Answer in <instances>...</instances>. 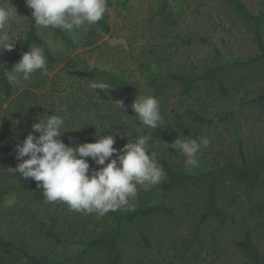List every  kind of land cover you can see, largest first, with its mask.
Here are the masks:
<instances>
[{"label":"rangeland","instance_id":"374dc122","mask_svg":"<svg viewBox=\"0 0 264 264\" xmlns=\"http://www.w3.org/2000/svg\"><path fill=\"white\" fill-rule=\"evenodd\" d=\"M241 1L251 12L264 13V0ZM10 3L18 15L6 31L13 40L18 39L14 50L8 51L6 56L0 55V67L23 48L32 22L33 10L26 6L25 0H10ZM107 3L108 10L103 18L110 27L107 33L94 24L85 25L70 33L64 31L72 40L69 43L56 29H40L35 25L42 42L31 43L29 48H44L46 69L32 74L27 81L21 79L20 83L13 85V93L4 105L6 107L20 96L34 110L31 113L32 123L26 122L23 130L38 122L40 117L47 118L49 110L53 109L65 119L66 131L60 136L61 140L76 136L75 132L80 129L81 135L89 138V128L99 130L107 126L111 130L105 134L114 135L117 141L113 131L119 133V138L121 134H129V120L116 107L117 100L124 102L123 92L119 84L107 75L109 73L124 76L141 96L143 91L156 90L152 85L154 79L159 86L165 87L168 96L160 105L164 108L160 127L153 130L142 123L135 127L141 136L156 138L155 144L160 153L176 169L200 176L216 170L229 157L242 163L241 152L249 163L264 156V100L261 98L264 94V62L234 65L227 69L224 81L230 96L220 94L217 86L201 81L192 97L187 99L181 95L182 86L170 76L171 73L202 74L234 60L246 62L254 58L261 53V49L252 25L223 0H176L175 6L168 12H162L160 0H107ZM0 4H7V0H0ZM94 68L107 74L83 75L84 71ZM93 82H105L113 88L107 94L99 89L93 91L90 88ZM25 91L31 93L25 94ZM232 96L237 102L245 98L237 103V117L232 120L234 126L223 120L225 117L221 113L231 104L229 99ZM213 99L218 103H212ZM213 104L215 106L211 107ZM202 105L204 110L200 109ZM206 105L208 110H205ZM189 107L201 110L200 113L205 115L201 124L186 113ZM117 112L122 119L116 121V127L112 128L113 121L106 117ZM132 113L139 120L136 113ZM178 113L185 116L180 118ZM80 117L88 122L89 128H81ZM209 120L213 122L209 123ZM191 126L205 130L213 128L209 146L202 148L195 157L196 165L170 147L179 137L191 138L188 133ZM87 138L82 143L89 142ZM74 139L75 145L81 144L79 137ZM240 140L244 145L242 151ZM99 166L102 167L91 163L90 173ZM164 181L154 186L138 185L133 203L135 207L163 204L174 214L160 212L131 225L120 242V264H252L235 242L239 238V223L243 222L253 230L254 238L264 253V175L259 185L251 189L231 175L223 174L218 180V202L227 212V225L223 227L214 217L208 218L196 238L194 234L198 224L207 211L205 198L208 183H190L165 194L161 189ZM16 201L14 194L3 196L4 206L13 207ZM65 207L69 206L60 201L23 202L9 213H13L12 218L17 224H25L28 220L34 222V213L57 214L60 219L57 230L69 245L62 247L51 242L42 243L40 227L36 230V235L40 236L36 246L45 247L46 253L58 256L63 264H77L75 252L82 251L89 239L105 233L112 217L109 212L103 216L72 210L66 212ZM2 218L1 215L0 227L5 228ZM142 234L150 237L151 247L146 246ZM104 256L105 252L96 251L86 256L84 264H101ZM0 264L28 263L11 251L2 250Z\"/></svg>","mask_w":264,"mask_h":264},{"label":"trees","instance_id":"16d2710c","mask_svg":"<svg viewBox=\"0 0 264 264\" xmlns=\"http://www.w3.org/2000/svg\"><path fill=\"white\" fill-rule=\"evenodd\" d=\"M225 3L230 5L239 15H241L244 20H246L250 25L253 26L256 39L261 49V53L256 55L254 58L249 61H232L227 64H222L216 66L214 68L209 69L202 74L190 75L186 73H171V77L174 78L179 84L182 86L181 95L184 98H191L195 89L199 86L200 82H207L212 85V87H218L220 94L224 96H230V90L227 88V85L224 81L225 72L227 69L234 65H243L249 64L252 62H264V13H253L251 12L247 5L241 0H223ZM176 0H160V7L162 12H168L169 8H173ZM31 28L29 30V36L27 41L25 42L22 49L16 51L8 60L5 65L0 67V216L2 215L3 223H5V228L0 227V251L9 250L22 258L28 264H63V260L59 259L58 256H54L52 254L46 253V248L42 246V248H38L36 246L37 241L40 236L36 235L37 228L41 227L42 229V243H55L62 247L68 246L69 243L66 241L67 239L57 230V226L59 223V216L57 214H52L48 212L47 214H36V219L34 222L31 220L26 221L25 224H17V221L14 220L13 213H9V210L18 209L23 202L28 203H41L46 200L43 196L42 188L37 187V182L32 179H25L18 172H13L12 169H15L20 161L16 158V144L22 143L26 135L32 131L31 127L23 130V127L26 125V122L29 124L32 123L31 113L34 112L28 104L26 100H23L20 96L16 100H13L6 107L4 106L6 101L11 97L13 93V85L9 84L4 77V72L11 70L12 66L18 62L23 54L26 51L31 43H41L42 40L37 36L36 26L34 23V19L31 15ZM97 27H100L103 32L107 33L110 31L109 24L106 20L101 19L96 24ZM56 32L59 33L64 40L69 43H72L71 38L62 30L56 29ZM8 51L5 50L0 52L1 56H6ZM39 71V70H38ZM37 71V72H38ZM107 74L106 72H101L96 68L90 71H84L83 75L85 76H96ZM112 77V79L119 84L122 89L124 96V104L127 106L126 109H123V115L127 116L129 120V134L120 135L121 138L118 137L119 133L117 131H113L116 134L117 140L114 143L113 147L117 149H121L123 145H125L128 140L132 141L141 136L139 130L135 127L136 125H142L139 120L133 116V111L131 108L132 102L137 98L138 93L135 92V89L131 88V85L124 76H115L107 74ZM152 85L156 87L155 91H143L142 95L151 94L157 97L160 100V105L167 99V92L165 91V87L159 86L155 79L152 81ZM31 93V92H27ZM25 91V94H27ZM139 95H141L139 93ZM235 96L230 97L228 107L225 110H222L221 113L224 114L225 119L232 126V120L237 117V107L239 102L244 100L241 99L239 102L235 100ZM261 98L264 100V94L261 95ZM212 103H218L214 99L211 100ZM210 102V103H211ZM219 105V104H218ZM213 104L211 107H214ZM241 106V105H240ZM160 112L164 113V108L160 106ZM201 110H204L202 105ZM209 106H205V110H208ZM200 110V111H201ZM193 107H189L186 110V113L190 115L192 120L197 121L201 124L204 120L205 115L200 113ZM218 113L219 107H218ZM48 115H58L55 110L50 109ZM180 118H183L184 113H178ZM122 116H118V112L116 114H111L109 116H105L106 118H110L113 121L114 125L112 128L116 127V121H120ZM27 119V120H26ZM82 121V126L88 127V122L83 117H80ZM213 120H209V123H212ZM215 126V125H214ZM111 127H102L99 130H93L89 128L90 135L89 138L81 135L79 132H75L76 136H70L68 138L62 139V141L70 146L75 147L76 139L75 137H79V142H83L84 139H88V141H94L99 136L107 135L105 132H109ZM213 128H205L191 126L188 129V133L191 135V138H197L200 136H205L209 138L210 132ZM111 130V129H110ZM35 135H39V133H35ZM73 137V138H72ZM149 152H155L157 154V160L160 166H162L165 171L167 178L162 183L161 189L166 193L170 192L173 189H179L183 186H186L190 183L199 182H207V193L205 198V208L207 209L206 213L203 214L201 221L198 224L197 230L194 234V238L198 236L199 230L202 225L207 221L208 218L214 217L219 221V224L223 227L227 225L228 215L225 210H223L219 206V186L218 180L223 174L231 175L235 180L240 182L241 184L250 187L253 189L257 185H259L260 181L264 175V156L259 157L256 161L247 162V158L241 152L242 163H238L234 157H229L226 161L220 165L216 170H211L206 173H202L200 176L194 175L190 172L182 171L180 169H176L171 162H169L166 158L162 156L159 151L158 146H156L155 141L156 138H150ZM239 148L242 151L243 142L239 141ZM27 158V157H25ZM89 164H94L91 158H88ZM8 166H10L8 168ZM14 167V168H12ZM103 167V166H102ZM12 168V169H11ZM100 168V166H99ZM6 194H14L17 198L16 204L13 207L4 206L3 196ZM262 206H259L261 208ZM64 210L68 212L69 207H65ZM167 212L171 215L174 214V211L171 208L166 207L163 204H150V205H139L135 207L134 211L124 212L122 210L117 211H109L111 215L110 224L107 227V230L102 235L98 237L91 238L85 242L86 247L80 251L75 252L74 257L77 261V264H84L86 256H89L91 253L96 251L105 252L104 261L101 264H120L122 257V250L120 246L121 239L125 235V231L130 228L131 225L139 222L145 221L157 213ZM11 215V217H10ZM10 217V218H9ZM11 221V223L9 222ZM239 223V232L238 237L235 242L238 246V249L241 252H244L248 255L249 260L252 264H264V253L261 251L257 241L254 238L253 230L249 227V225H244ZM7 229L4 231L3 229ZM25 227L27 229H25ZM142 239L144 240L147 247L152 246V242L149 236L146 234H142ZM71 256V255H70ZM122 264V263H121Z\"/></svg>","mask_w":264,"mask_h":264},{"label":"clouds","instance_id":"9594fccd","mask_svg":"<svg viewBox=\"0 0 264 264\" xmlns=\"http://www.w3.org/2000/svg\"><path fill=\"white\" fill-rule=\"evenodd\" d=\"M25 3L33 10L32 18L37 28L59 29L69 33L82 26L96 24L108 10L107 0H25ZM17 15L10 0H7V4H0V52L15 48L18 38L13 40L6 28ZM46 66L44 48L33 46L22 54L11 70L4 72V77L9 84L15 85L21 79L29 80L32 74L46 69ZM90 88L107 94L113 87L105 82H93ZM117 102L116 107L124 112L122 109L127 106L122 100ZM131 108L146 127L153 130L160 127L162 115L157 97L151 94L138 95ZM64 131L65 119L62 116L40 117L22 143L16 144V158L20 162L12 169L13 172L36 181L47 202L60 201L72 211L97 213L100 216L121 209L134 211L137 186H154L167 178L158 163L157 154L148 150L150 137L147 135L128 140L121 149H117L113 147L116 142L114 135L99 136L97 133L98 138L93 142L73 147L60 139ZM209 144L210 139L205 136L179 137L170 147L190 158L189 163L196 165L197 153ZM88 158L103 167L93 169L90 173Z\"/></svg>","mask_w":264,"mask_h":264}]
</instances>
